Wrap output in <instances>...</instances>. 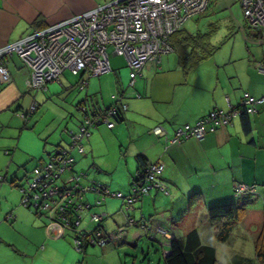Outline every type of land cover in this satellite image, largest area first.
Wrapping results in <instances>:
<instances>
[{
	"label": "crops",
	"instance_id": "obj_1",
	"mask_svg": "<svg viewBox=\"0 0 264 264\" xmlns=\"http://www.w3.org/2000/svg\"><path fill=\"white\" fill-rule=\"evenodd\" d=\"M104 1L0 0V48L33 29H42ZM235 1L209 0L204 14L222 13L221 19L229 21L231 27L240 32L244 49L239 54L238 64L223 66L217 60H206L208 62L200 61L187 68L181 59V51L173 48L162 54L155 63L144 65L133 84L129 85V67L125 58L110 53V71L97 75L102 79L96 83L91 79L96 76H91L83 87H78L84 74L78 73L72 78L70 75L73 74L64 70L58 80L46 84L44 91L58 96L64 94L63 104L67 103L71 108L76 103L84 102L89 113L99 112L110 105L113 96H117L118 102L126 104L112 127H88L89 134L81 141V152L69 145L68 136L65 144H57L58 147L70 149L74 168L76 160L86 155L87 150L93 156L88 163V171L79 167L85 171V185L96 182L107 188H119L124 191L122 193L128 194L131 180L140 166L138 155L146 162L159 161L164 165L161 181L167 192L151 188L146 197L142 196L131 207L124 206L122 200L117 199L119 205L113 210L112 202L105 196L102 203L97 205L95 210L98 214L105 215L101 222L105 232L113 233L117 227H123L125 231L122 242L100 246L102 259L96 258L99 262L108 259L106 255L115 246L129 239L136 243L137 238L146 235L150 240L162 242L166 250L172 237L184 239L192 229L196 230L201 244L213 246L214 264L218 258L225 260V264H235L234 259L239 256L253 263L256 261L253 251L249 257L229 246L234 228L241 224L235 221L227 239L220 241L216 231L224 219L212 221L207 208L212 204L231 201L240 203L233 190L236 183L259 185L258 190L264 197V104H258L253 113L233 116L217 130L207 131L201 139L188 137L181 141H169L153 133V128L159 125L170 137L177 127L194 125L211 110L227 111L240 105L245 93L255 98L264 93V73L261 71L264 43L239 18L234 17L232 4ZM3 63L10 79L8 82L0 80V125L17 128L19 118L23 119L22 126L30 120L32 113L28 109L36 101L26 84L29 70L19 56L15 53L6 55ZM74 88L81 92H71ZM4 113L9 114L8 121L3 119ZM66 113L70 114L65 111V117ZM73 117L71 115L69 121H73ZM12 119L16 124H12ZM80 120H77V125ZM65 128L67 126H63V132ZM9 145L8 141L2 140L0 143L5 150ZM74 152L78 155H74ZM98 155L108 157L100 160ZM107 177H110L108 182ZM17 179L21 178L15 177L14 180ZM195 192L198 194L194 197H197L191 202ZM94 193L84 195L83 199L88 205L89 199L92 202L98 192ZM21 208L20 211L14 210L12 219V209L0 213V244L5 245L0 264H76L78 253L71 246L70 236L58 239L60 236L54 233L53 237L46 235L43 222L34 212ZM8 211L10 214L5 220L2 216ZM129 219L133 220L130 225L127 224ZM138 220H147V230L140 226ZM160 230L168 232L170 238L166 239ZM88 248L84 250L87 252L86 260L80 264H94L91 258L96 249L89 253Z\"/></svg>",
	"mask_w": 264,
	"mask_h": 264
},
{
	"label": "built area",
	"instance_id": "obj_2",
	"mask_svg": "<svg viewBox=\"0 0 264 264\" xmlns=\"http://www.w3.org/2000/svg\"><path fill=\"white\" fill-rule=\"evenodd\" d=\"M243 17L250 29L258 34L259 40L264 43V0H238ZM209 0H105L103 3L77 13L71 17L51 24L42 29H33L20 39L8 43L0 48V80L8 82L9 72L3 63V57L11 53L19 56L29 70L27 88H45L50 81L58 80L59 75L68 70L73 75L84 74L85 77L97 76L110 71L109 55L114 53L122 55L129 67V85L133 84L134 78L140 69L147 63H155L162 54L173 50L169 36L179 29L182 23L190 16L201 13L207 9ZM264 73V67H261ZM86 80L80 81L83 87ZM114 97V96H113ZM264 101V93L254 98L244 94L242 104L245 110L252 113L255 104ZM33 107V106H31ZM126 108V104H122ZM116 107L111 105L104 111L99 112V118L106 127L115 124L112 114ZM76 110L83 112L85 106L79 103ZM239 114L238 108L227 111L211 110L198 119L194 125L185 124L174 129L172 136L162 126H155L153 133L164 137L169 141H181L188 137L201 139L207 131H215L225 125L233 116ZM92 119L85 117L79 125V131L70 133V146L82 151L81 141L89 134L88 127ZM74 159L70 149L59 147L44 164L42 171L35 169L32 181L24 190L26 196L22 203L33 198L34 206L40 212L48 214L49 221L45 224L48 233L61 236L65 229L79 224L80 215L76 214L67 218V211L79 212L83 204L75 202L82 197V192L88 189H101L123 199L124 205L128 206L139 196L136 187L127 195L120 192H110L103 185L86 186L79 182L82 173L70 172L66 179L68 186H59L56 183L61 174L71 170ZM163 169L161 162L152 163L146 169L145 179L138 183L139 188L147 194L151 188H157L167 192V188L157 174ZM53 182V185L49 186ZM49 186L47 190H39L38 185ZM40 186V187H41ZM236 196L250 194L255 197V186L244 183L234 185ZM59 195V199L55 196ZM98 202V201H97ZM104 214L93 213L92 221H99L101 230L94 232V238L90 242L95 245H105L112 240H121L125 234L123 227L111 234L102 231V218ZM133 220L129 219L130 225ZM142 227V226H141ZM147 230V226H144ZM161 231V230H160ZM165 238H170L169 233L161 231ZM74 245L80 250L82 237L73 238ZM170 241L168 242V245ZM168 249L165 250V254Z\"/></svg>",
	"mask_w": 264,
	"mask_h": 264
},
{
	"label": "rangeland",
	"instance_id": "obj_3",
	"mask_svg": "<svg viewBox=\"0 0 264 264\" xmlns=\"http://www.w3.org/2000/svg\"><path fill=\"white\" fill-rule=\"evenodd\" d=\"M232 9L235 12L234 17L239 18L243 25H247V21L243 17V12L238 1H235L232 4ZM221 17L222 13L215 15L198 13L188 17L182 23L181 27L192 33H207V47L213 46L215 49L211 55L203 58L200 61L217 60V62H221L223 66H230L232 65V63L238 64L240 63L238 57L242 54L244 49V39L242 38L240 32L236 30V28L234 29L233 27H231L229 21H225L223 20V18L221 19ZM177 51L175 52L177 53ZM70 76L72 78L75 77L74 75ZM100 78L102 79V76H96L91 79H93L94 83H96V81ZM73 91L78 94L81 92V90H78L77 88H74L71 92ZM32 95H34L33 99L36 101L37 108L31 114L30 120H28V122L24 124V126H22V118H19L17 128H9L6 126L2 127L0 125V143L3 140L8 141L10 144L8 150L0 147V213L2 214L8 208L9 210L12 209L10 219H12L15 215L14 210L19 209L20 211V209H22L21 207L27 208L22 204V193L20 189L17 188L14 184V182L19 181V179L15 181V177L21 178L22 184L26 185L24 176L27 174L29 176L34 166H36L39 162H47L50 158L49 156H51V154H53L55 150V145H57L59 142L65 144L67 135L62 131L63 126H67V130L75 132L77 130V120L81 119V115L76 110L74 105L70 108L69 104L66 103L68 107H66V104H63L65 101L64 94L58 96L54 93H51L50 91L39 90L36 92L32 91ZM60 108L61 111L59 110ZM64 110L70 112V114L66 113V117ZM59 112L61 113L63 118H60ZM71 115L74 116L73 121H69ZM3 116L4 120H9V114L4 113ZM11 122L12 124H16L15 119H12ZM102 125L104 124H100V126ZM61 132L63 134H61ZM85 147H87V145H85ZM74 155L78 154H75L74 152ZM107 157L108 155H98V158L100 160H104ZM79 159L76 160L75 168L79 169V167H81V169L87 170L88 163L89 161L93 160V156L88 153L87 150L86 155L79 156ZM108 175L110 176V174ZM69 176L70 172L67 170L61 174V178L65 180L68 179ZM109 178L110 177L106 178V182H108ZM104 188L110 192H124L119 188H107L106 186H104ZM259 188V185H257V188H255V193L258 196L261 195V193L259 192ZM88 193L93 195L94 191H90ZM122 195H127V193H122ZM168 195L166 194V196ZM98 196L100 198L102 197V195L97 193L95 198H97ZM105 197H107V199L112 202V206L114 207L112 208L113 210L118 207V200L121 202V199L116 197L113 198V196H111L110 194H106ZM143 197H146V194L143 195ZM256 197L257 196L253 198V203L255 205H249L247 208L250 209L251 207L260 206L261 201L259 200V197L257 201H255ZM95 198H92V202L91 199H89V204L92 205L89 209L81 211L82 217L78 227L76 228L77 230H90L91 228L99 224V221L91 220V215L93 213H99L95 210V208L98 207L97 205H94V202L96 200ZM115 200L117 201V203ZM29 209L33 211V209L31 208ZM9 214V211L6 212V214L3 215L2 218H5L6 220V218L9 217ZM33 214L43 222V226L45 229V224L49 221L48 214ZM45 233L46 235H51L52 237L54 236V234L48 233L47 231H45ZM105 233L111 234L107 232ZM70 234L71 233L69 231L64 230V233L60 237H58V239L63 238L64 236H70L71 246L75 250V252L78 253V260L76 264H79V262L83 263L84 260H86L85 257L87 256V252L80 251L76 248V246L74 245L73 236L72 234ZM122 241L115 239L110 241L111 243H109L117 244L118 242L120 243ZM229 246L236 252H241L249 257H251L252 251L254 252V243L251 238L250 232L248 229L241 225H239L238 228H234L233 237L230 240ZM4 249L5 245L0 244V257L3 256ZM92 250H95V255H93L94 257L91 258L94 261V264H108V262L109 264H164L163 256L165 254V249H163L162 247V242L150 240L146 235H142L140 238H137L136 243L132 242L129 239L128 242L118 244L117 246H115L112 252H109L106 255L108 259L105 258L104 262H99L96 259H102L100 246L92 244V246L89 247L87 251L90 253L92 252ZM225 262V260L218 258L216 264H225Z\"/></svg>",
	"mask_w": 264,
	"mask_h": 264
},
{
	"label": "trees",
	"instance_id": "obj_4",
	"mask_svg": "<svg viewBox=\"0 0 264 264\" xmlns=\"http://www.w3.org/2000/svg\"><path fill=\"white\" fill-rule=\"evenodd\" d=\"M207 8H208V6H207ZM205 11H203L201 13H204ZM247 26H248V28H250L248 24H247ZM257 38H259V36ZM207 40H208L207 39V33H199V32L192 33V32L185 30L182 27L177 29L174 33H172L169 36V41H170L171 46L173 48H175V50L179 49V51H181V59L183 62H185V64L187 65V68H189L191 65L199 62L203 58L211 55L214 52L215 48L213 46L207 47ZM261 66L264 67V63ZM87 78L88 77H85V76L83 78H80L79 83H78V87H80V81L82 79L87 80ZM31 90L32 91H39V90L44 91L45 88H31ZM116 97L117 96L113 97L112 103L110 105H108L107 107H105L101 110V111H104L105 109L109 108L111 105L115 106L116 107L115 112L112 114V118L114 119L115 122L119 116L120 111L123 109L122 104H125V103H121L120 101L118 102ZM256 98H258V97H256ZM79 103H81V102H79ZM82 103L84 104V102H82ZM262 103L264 104V101L261 103H258V104H262ZM258 104H255V110H256V107ZM31 106H33V107H31ZM76 106H77V103L75 104V108H76ZM84 106H85V104H84ZM236 107L239 110V116L249 114L248 112H246L245 105H243L242 103ZM236 107H234V108H236ZM35 108H36V103L31 104L29 109H28V112L30 114L33 113ZM234 108L231 107L229 110H233ZM255 110L253 112H255ZM101 111H99V112H101ZM99 112L97 111L95 113H89L85 107V110L80 113V114H82V117H81V120L78 122L77 130L75 132L79 131L78 130L79 125L81 124L82 118H84V116L93 120L91 126L102 124V120L98 117ZM245 129L247 130V126H245ZM68 131H70V130H67L65 128L64 132L68 136L69 145H70V133ZM57 148H59L58 145L55 147V150ZM55 150H54V152H55ZM49 153H52V152H49ZM137 159L140 163L139 164L140 166L136 172L135 177H133V179L131 180L129 193L133 189L135 191H137L136 190V187H137L138 192H139V196L136 198V200L134 202L130 203L127 207H131L136 201L140 200V198L143 195H145L141 191V189L139 188L138 183L145 179L146 169L148 168V166L152 163L157 162V161L146 162L145 160H143V157L141 155H138ZM47 162H44V161L39 162L36 166H34V168L32 169L29 176H28V174L24 176L25 180H26V185L22 184L21 179L18 182L17 181L14 182L16 187L19 188L21 193H22L21 199L24 198L27 194V193H25L24 190L26 189L28 183L30 181H32L35 169L42 171L44 164H46ZM73 163H74V161H73ZM73 163L71 164V170L69 172L73 171L75 173H82L79 182L84 184L83 180L85 178V171H83L81 169H75L73 167V165H74ZM163 168H164V165H163ZM162 171H163V169H162ZM162 171L160 174L156 175L157 178L160 180H161ZM56 183L59 186H68L65 179L61 178V176L58 179H56ZM51 185H53V182L49 186H51ZM90 185L96 186V185H98V183L93 182V184L92 183L90 184V182H88V184L86 186H90ZM40 186H41V184L36 187V189H35L36 193H38L39 190L42 191V190H47L49 188V186H41V187ZM255 187L257 188V185ZM89 191H95V192H98L100 195H102L101 198L98 197V199L95 200L94 205L101 204L102 201L104 200V196L107 194L99 188L96 190L95 189H88V190L82 192V197L75 201V202L80 201L83 204L82 208L80 209L79 212H76V213L75 212L71 213L72 209L70 212L67 211V213H66L67 218L72 220L73 218H70V217H72L73 215L79 214L80 215L79 223H80L81 217H82L81 211L85 210V209H89L91 207L83 199L84 195ZM197 194L198 193H196V192H195V194H192V197H191L192 199L190 200L191 202H192V200H194V198L197 197V196L194 197V195H197ZM111 196H113V195H111ZM255 196H257L255 201H257L258 197H259V200L261 201L260 206H258V207L255 206V207H251L250 209L247 208L249 205H253V206L255 205V204H253L254 199H253L252 195L247 193V194L237 196L240 199V203H237L235 201H231V202H225V203H219V204H212L207 208L208 216L212 221L215 222V221H218L220 219H224V222H222L218 226L217 231H216V236H217L218 240L224 241L227 239V236L230 234L231 229H232V225L235 221L239 222L241 225H243L246 229L249 230L251 238H252L253 243H254V253H255L256 261L253 263L248 258L239 256V257H235V259H234L236 264H264V204H263L264 197L262 194L260 196H258L256 193H255ZM113 197H116V196H113ZM55 198L59 199V195L57 194V196H55ZM117 198L121 199L122 203L124 205L123 199L121 197H117ZM22 204L27 208L33 209L34 213H38V214L44 213V212H40L38 210V208L36 206H34L33 198H29L27 201L23 202ZM104 218H105V215H103L102 220ZM138 223L141 224L140 226L143 225L142 226V228H143L144 226L147 225L148 222H147V220H142V221L138 220ZM68 228L69 229H65V231H69L72 234L73 238L77 237V236L82 237L83 240H82V243L80 244V251H84L85 248H87L88 246L89 247L92 246L90 239L94 238V236H93L94 232H96L97 230H101L99 224L96 225L95 227L91 228L90 230H83V229L77 230V229H75V226H71ZM143 229H145V228H143ZM102 231L105 233V230L103 228H102ZM163 258H164V264H214V262H215V250H214L213 246H211V245L201 244L199 241V237L197 235L196 230L192 229L190 232H188V234L185 236L184 239L172 237L170 239V244L168 245V252L166 254H164ZM79 264H80V262H79Z\"/></svg>",
	"mask_w": 264,
	"mask_h": 264
}]
</instances>
